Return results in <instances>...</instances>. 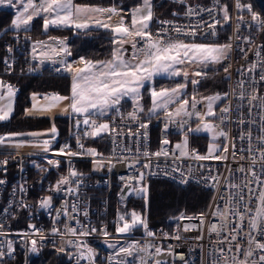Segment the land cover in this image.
<instances>
[{
  "label": "snow or ice",
  "instance_id": "6c2138e0",
  "mask_svg": "<svg viewBox=\"0 0 264 264\" xmlns=\"http://www.w3.org/2000/svg\"><path fill=\"white\" fill-rule=\"evenodd\" d=\"M181 4L185 0H179ZM0 6L15 8L14 19L11 21L10 29L19 32L23 29L25 32L31 30L32 21L34 18L43 20L42 28L47 33L50 27H70L79 31H87L93 26L103 28L108 31L112 37L111 44L113 45L111 59L107 61L89 60L81 56L77 60L69 61L67 58L72 56L70 48L66 44V39L49 36L48 41H35L32 46L33 58H39L42 64L45 61L58 63L62 67L55 70L65 71L72 74V83L70 95H60L54 93L44 95L43 100L45 105L37 107L36 103L32 104L30 109H25V115L32 116L36 114H44L53 112L55 109H60L63 114H69L74 118V127L77 129L75 135L77 148L80 151H73L70 144L66 143L56 150L57 157L64 156L69 158V169L67 174L61 175L56 183L50 186L49 191L56 194H67L75 196L79 199V189L83 182V174L71 167L72 157L78 155H88L93 157L94 170H100L107 166L108 170L115 166L113 158L107 161L102 159L103 154L95 148H85L81 143L82 132L83 138H103L105 135L110 136L113 143L118 137H127L137 144L136 155L133 158L125 155L115 156L117 163H125L128 167L134 168L136 164H141L139 155L145 158L151 156L159 158L160 156L168 157L170 154L175 158L191 157L196 161L207 160H228L229 144L223 145L217 143L220 138L225 141L230 139L229 134L222 129V125L228 121L245 125L246 122L241 115L238 121H231L230 117L233 112L231 98L237 101L235 111L240 113L244 105H247L249 118L253 110H257V114L264 112V94H260L257 89V83L264 82V45L257 46L253 50L254 37L252 35L243 36L242 30L255 29L257 32H264V17L253 9L251 3L242 2V0H234V9L236 12V27L234 30L235 42L229 37L228 42L219 43L217 41L207 42L209 36L217 35V25L223 26L224 23L230 25L232 16L228 4L220 5L219 0L212 8L201 6L193 7L186 5L184 15L189 18L198 19L190 20L188 24H179L175 21L156 20L159 27L153 32L152 24L154 21V11L152 0H140V3L131 9H125L122 6L115 5L108 7L93 6L88 4H78L75 0H0ZM207 13L210 17L205 20L203 13ZM222 13V20L220 17ZM247 14L250 19H245ZM179 13L173 12V16H178ZM103 17L104 19H100ZM126 18L130 19V23H126ZM223 21V23H222ZM207 28V31L204 29ZM6 29L5 31H8ZM203 36L204 40L199 38ZM25 39H31L25 37ZM131 46V53L125 45ZM39 48V51H38ZM236 50L240 56L248 62V56L251 52L256 59L248 62L247 67L241 66L236 69L239 79L230 92L224 94L216 93L214 95L201 97L199 100L195 93L188 98L186 92L188 83L194 87L201 81L198 79L188 80V72L183 71L182 67L186 64H196L200 66V70L193 73L195 77L206 78L208 73L206 69L212 68L213 71H219L215 66H222V71L225 73V79L231 81L230 73L231 63H225L232 59L231 53ZM11 52L12 48L9 47ZM54 57H60L59 60H54ZM8 64V69L12 65ZM82 65V67L80 66ZM259 70V72H258ZM167 75L169 77L184 78L183 83H177L172 88L157 89L154 86V78L158 75ZM257 74L259 80L256 79ZM148 85V91L151 97L152 106L147 110L149 113L148 119H144L142 114L145 112L140 101L143 98L142 89ZM250 85V90L245 86ZM239 89V91H237ZM14 88L11 84H6L0 79V122L8 121L12 118L14 108L12 100L15 96ZM128 98L132 101V111L123 113L121 111V102ZM37 99V94L33 93L32 100ZM218 101H229V103L219 109V115L214 110V105ZM67 102V103H64ZM202 104L205 111L197 110V105ZM189 105L190 109L189 110ZM165 116L164 133L168 132L169 123L179 124L183 131L184 138L181 142L175 144L174 149L169 151L168 145L171 143L165 135V138L160 140L161 147L154 153L148 151L140 152L141 139L147 140L148 127L151 123L153 115L158 116L160 112ZM110 112L116 114L115 117L109 116ZM196 117L197 124L195 128L188 125V119ZM107 117L104 122H98L101 118ZM117 118L119 123H116ZM213 119H218L220 124L211 122ZM254 123V122H252ZM261 123L264 124V117H261ZM132 125L135 126L133 130ZM126 129V131H125ZM264 133V127L259 129ZM210 133L212 142L210 143L207 153L200 154L197 150L189 151V136L195 133ZM58 136V131L53 126L46 132H12L5 135H0V146H8L20 148L25 143H31L33 146L42 147L44 152H49L51 142ZM21 137H31V140H22ZM41 137H49V139L41 140ZM241 142L247 141L248 148H241V152H248V157H237L235 150V140ZM252 127L248 124L247 130L242 127L239 137L231 138L232 159H247L249 166H240L237 171L242 174V182L235 183V173L229 171V175L224 178V183H220V174L213 175L209 171L208 176L202 175V180L207 187L216 189L218 192L217 199L223 201V206L215 203L210 215L215 217L220 224L218 228L216 224H212L209 228L211 233H215L220 239L217 241L218 248L217 264L222 260L224 264H264V190L253 193L252 185L255 182L261 189H264V179L256 177V165L259 163L264 170V134L257 138V146L252 147ZM124 151L132 153V149L128 148ZM179 152V155L176 152ZM115 152V149H114ZM8 159L0 160V170L6 172ZM47 164L59 169L61 161L59 159H48ZM149 163L145 162L142 167L149 168ZM36 167H40L36 165ZM204 167V165H201ZM41 171H49V169L41 168ZM179 169H173V172H179ZM264 175V171H262ZM181 183H187V178L183 172H180ZM251 176L253 179H249ZM145 173L137 170L135 177L136 184L139 187L132 186V181H125L124 189L129 190V194L134 192L137 196H142L147 201V186L142 182ZM123 180L124 178L121 177ZM6 181L0 179V185ZM21 192L25 188L19 187ZM227 193V195H225ZM255 195V199L253 196ZM124 196H121L123 201ZM53 196L48 195L42 197L38 201V206L41 209H51ZM21 207L29 208L28 204L21 203ZM71 212L79 214V208L76 203L70 205ZM69 202L65 200L60 209L56 211L55 222H59V218L64 216L79 224L80 221L76 215H70ZM83 215L87 216V212ZM179 219L192 220L193 217L181 215ZM199 222L201 225L205 223V214L200 213ZM118 223L116 226L117 234H129L134 228L142 227L145 230L146 236L151 238L144 245L135 241L127 245H121L117 248L116 244H111L109 247L115 249L110 261L115 264H126L123 259L117 257H132L135 256L140 260V264H167V261L158 259L164 254V250L154 243L156 233L148 229L147 218L141 213L132 210L124 214H118ZM194 227V226H193ZM31 232H24V237L39 236L40 240L46 239L44 230L37 228L36 225L30 224ZM225 229H227L225 231ZM184 231L191 230L189 226H183ZM53 235H61L75 237L66 241L65 245H53L56 252L64 253L68 247L77 249V264L80 260H87L89 264H94V250L85 242L80 240V237H86L91 233L102 232L105 237L109 236L106 227L97 229L95 227L77 229L70 225H65L63 233L57 227L52 228ZM5 235L4 226L0 224V236ZM167 236V234H163ZM257 237H260L259 239ZM180 239L179 233L174 237ZM243 241V243H242ZM83 245V250L81 247ZM29 251L32 253L39 252L36 239L30 240ZM259 252L258 261L251 258ZM14 248L12 243L7 244V252L3 247H0V262L6 256H12ZM143 254V255H141ZM168 254H172L171 246H169ZM147 257V259H145ZM183 259V257H181Z\"/></svg>",
  "mask_w": 264,
  "mask_h": 264
},
{
  "label": "built area",
  "instance_id": "2783aa9c",
  "mask_svg": "<svg viewBox=\"0 0 264 264\" xmlns=\"http://www.w3.org/2000/svg\"><path fill=\"white\" fill-rule=\"evenodd\" d=\"M242 2L251 3L253 9L259 12L254 7L251 0H242ZM216 3L217 0H207L206 2H185L178 11H174L179 13L178 16L174 17L173 12L168 15H154L152 30L155 32V30L159 27V24L155 22L156 20H168L175 21L179 24H188L190 20L194 21L195 19H198V17L189 18L184 15L186 11V5H192L193 7L201 6L205 8H212ZM219 4L221 6L228 4L230 7L232 20L230 21L229 25L227 41L229 40V37H232L233 42H235L233 33L237 20L234 9V0H219ZM203 17L205 20L210 19L206 12L203 13ZM218 18H221L222 20V13ZM245 19L248 20L250 17L245 14ZM126 23H128L127 18ZM223 28L224 24L222 27L217 25V35L209 36L207 41H222L224 39ZM204 30L207 31V28ZM241 34L243 36L252 35L254 37V44L252 45L253 50H255L257 46L264 45V41L261 38V32H257L255 29L249 30L244 28ZM49 36L66 39V44L72 52V56L67 58L69 61L77 60L79 58L74 54L73 51V39L67 34L47 33L44 35H34L31 31L25 32L23 29H21L19 32L14 31L9 38L5 39L4 54L1 62L2 73L0 74V79H2L6 84H11L13 86L16 93L12 100L13 105L16 96L20 91V85L14 76L43 75L45 73H54L67 76L70 75V73L65 71L57 72L55 69L62 67L58 63L45 61L41 64L39 62V58H33V43L35 41H46L51 43L48 41ZM25 37H30L31 39H25ZM199 39L203 41L204 37L201 36ZM9 47L12 48L11 52L8 51ZM262 55H264V52H262ZM231 56L232 59L225 62L231 63V81L225 79V73L223 72V77L226 81L225 93L230 92L232 87L235 86L237 79H239L236 69L241 68V66L247 67L248 62L256 59V57L250 52L248 56V62H246L236 50L231 53ZM59 59L60 57H54V60ZM6 60L12 65L10 70L8 69V64L5 63ZM256 79L259 80L258 74ZM245 87L250 90L251 86L246 85ZM256 87L260 94H264V82L257 83ZM237 91H239V89H237ZM33 93L37 94V99L35 101L32 100ZM54 93L65 96L68 95L55 90L44 92L34 91L30 94V100L32 103H36L37 107H40L46 103L43 100V96ZM230 102L233 105V112L230 120L238 121L242 115L243 119L248 123L245 125H240L238 123L226 121L221 126L230 137L228 141H225L224 138H221L220 140L221 145L224 143L229 144L228 160L224 161L214 159L207 161H196L190 156L175 159L171 154L168 157L160 156L157 158L151 156L150 158H145L141 154L139 155L141 164H136L134 168H131L125 163H117L114 157L122 154L133 158L136 155L137 148V144L134 143L133 140L127 137H118L116 142L113 143L112 138L106 135L105 147H107V150L105 152H100L97 150L99 146H93L92 142L94 140L91 138H83L81 132V143L84 144L85 148H95L98 152L103 154L102 159L105 161H107L109 158H113V163L115 166L111 169V171L108 170L107 166L100 170H94L93 157L88 155H78L76 157L70 158L71 167L83 174V182L81 183L79 189V199H77L75 196L56 194L49 191L50 186L54 185L61 175L67 174V171L70 167L69 158L64 156L57 157L55 155L56 150L68 143L71 145L73 151H80L77 148L75 139L77 129L74 127V118L71 115L63 114L58 108L50 113L32 115L49 117L50 124L45 127L7 131L5 134L12 132H46L54 124L58 131V136L54 141L51 142L49 152H44L42 147L33 146L31 143H25L24 146L18 149L8 146H0V160H9L7 171L4 172L0 170V179L6 181L5 184L0 185V224H3L5 232V235L0 236V247H3L4 251L7 252V244L12 243L14 248L12 256H6L5 259L0 262V264H39L36 260L40 258L47 249H50L53 253L59 255V257L62 258L67 264H77L76 248L68 247L67 251L64 253L56 252L53 248L54 244L65 245L67 240L75 239V237L72 236H66L62 238L61 235L52 234L51 230L53 227L59 228L61 233H63L65 225H70L77 229L81 228V226H84L85 228L95 227L97 229L106 227L107 232L109 233L108 237H105L103 233L99 231L96 233H91L86 237H80L81 241L85 242L94 250V264H115L114 261H110V258L115 252V249L109 247L111 244H116L117 248L121 245H127L135 241H138L141 245H144L151 238L146 236L145 230L142 227L138 226L134 228L129 234L116 233L118 214L131 212L132 210L140 213V211L132 206L131 203L134 198L140 196H137L134 192L129 194L128 189H124L123 193L121 191V189L124 188L125 181L131 180L132 186H140L136 184L135 181L137 170L145 173L142 183L146 186L150 179L162 178L170 180L182 187H185L189 184H194L211 192L210 200L204 210L194 213H188L185 210L180 211L179 213L170 216L168 218L167 224H148V229L156 233L154 243L158 244L164 250V254L158 257V259L167 261V264H217V250L219 247H221V245H218L217 241L220 238L217 237L215 233H211L209 228L212 224H216V226L219 228L220 224L215 217L210 215V212L212 211L215 203H219L221 206H223V201H219L217 199L218 192L216 189L207 187L205 185L202 180V175L208 176L209 171H211L213 175L219 173L220 183L223 184L224 178L227 177L229 175V171H231L235 173L234 182L238 184L241 183L242 174L239 173L237 169L242 165L247 168L249 166V160L232 159L231 138L239 137L241 134V128L243 127L246 131L248 124L251 123L253 137L252 147L255 148L257 146V138L264 134L259 131L261 127H264V124L261 123V117H264V112H260L258 115L257 110L254 109L251 117L249 118L246 104L242 108L241 112L237 113L235 111V105L237 101L235 98H231ZM228 103L229 101H220L219 104L216 105L215 111L217 115H219V109L226 106ZM31 107L32 104H30L26 109H30ZM189 110H191L190 105ZM197 110L203 112V105L198 104ZM121 111L123 113L132 111V103L129 105L121 103ZM109 116L115 117L116 114L114 112H110ZM142 116L144 119H148L149 113L145 111ZM57 117L63 118L64 121L61 123V125L56 123ZM103 119H107V117L101 118L98 122H102ZM196 122L197 120L195 116H193L191 119H188V125L191 127H193ZM211 122L214 124H220L218 119H213ZM116 123H119L118 118ZM132 127L133 130H135V126L132 125ZM164 127L165 116L162 111L158 116L153 115L151 117V123L148 127V138L147 140L141 139L139 144L141 153L144 151H148L149 153L158 151L161 147L160 140L165 138V135L166 138L171 142L167 146L171 153V151L174 149L175 141L183 138L184 134L179 124L169 123L167 134L164 133ZM20 139L31 140L32 138L21 137ZM43 139H49V137H41V140ZM100 140L101 139L98 140V144L100 147H102ZM128 148L132 149V153L124 151ZM241 148H248L247 141L241 142L239 139H236V156L248 157L249 153L241 152ZM192 149L197 150L200 154H206L208 146L206 150H201L199 146L189 144V151ZM176 154L179 155V152L177 151ZM48 159H59L61 161L59 169L48 165ZM145 162H148L150 165L148 169L142 167V164ZM36 165H39L40 167L38 168ZM201 165H204V167H201ZM41 168L49 169V171H41ZM173 169H179L180 171L173 172ZM255 171L257 178L264 179V175H262V171L264 170L261 169L259 163H257ZM180 172L184 173L185 177L187 178V183H181ZM121 177L124 179L122 180ZM249 179L251 180L253 178L249 176ZM21 185L25 188L24 192L19 190ZM252 189L254 194H258L259 191L264 190L261 189L255 182L252 185ZM48 195L53 196L52 208L41 209L38 206V201L40 198L46 197ZM122 195L124 196L123 201L121 200ZM225 195H227V193H225ZM253 199H255V195L253 196ZM65 200L69 202L68 210L70 215H76L77 219L80 221L79 224H76L75 221L64 216L59 218V222H55V210L60 209ZM21 203L28 204L31 207H21ZM72 203H76L78 205L79 214L71 212L70 205ZM84 212H87V216L83 215ZM200 213H204L206 217L205 223L203 225H201L199 219H197ZM182 214L188 217H193L194 219L181 220L179 217ZM30 224L36 225L37 228H42L44 230V236L46 239L41 241L39 236L32 237L31 235H29V237H24L22 235L24 232H31L29 229ZM185 225L189 226L191 230L184 231L183 226ZM226 230L227 229H225V231ZM177 233L180 235V239L178 240L174 238ZM163 234H167V236H164ZM257 238L259 239L260 237ZM31 239L37 240V245L39 247L38 254L29 251ZM169 246H171L172 254H168ZM81 250H83V245ZM259 255L260 253L257 251L251 259L258 261ZM181 257H183V259H181ZM117 259L125 260L126 264H140V260L135 256H122L117 257ZM145 259H147V257H145ZM79 264H89V261L80 260ZM219 264H224V262L221 260Z\"/></svg>",
  "mask_w": 264,
  "mask_h": 264
},
{
  "label": "trees",
  "instance_id": "16d2710c",
  "mask_svg": "<svg viewBox=\"0 0 264 264\" xmlns=\"http://www.w3.org/2000/svg\"><path fill=\"white\" fill-rule=\"evenodd\" d=\"M158 0H152L154 15H164L165 5L167 1H162L157 4ZM206 2L207 0H197ZM254 7L264 17V0H251ZM196 2V0H193ZM75 3L93 4V5H109L114 3L117 6H122L125 9H131L140 3V0H75ZM167 12V11H166ZM14 16V10L8 7H0V74L2 73V58L4 54L5 39L9 38L15 30L10 29V23ZM43 20L34 18L31 25V32L34 35H44L47 33H58L70 35L73 39V51L78 57H85L90 60H104L111 57L113 45L111 44V35L103 28L93 26L87 31H79L70 27H50L45 33L42 28ZM9 29L8 31H5ZM229 34V24L224 23L223 35ZM261 38L264 41V32H261ZM219 71H213L212 68L207 70L206 78L198 77L201 82L195 87L188 83L187 91L192 89L189 95V100L193 93L197 98L209 96L215 93H225L226 81L223 77L221 66H215ZM20 85V91L14 101L13 116L8 121L0 122V135H4L11 130H25L30 128L45 127L50 124V119L47 116H27L25 109L30 105V94L34 91H59L63 94H70L71 79L67 75L54 73H45L43 75H16L14 76ZM165 81V82H164ZM157 84L168 83V86L174 85L175 80L155 79ZM144 109L148 110L150 105V97L148 92L143 91ZM121 103L126 105L132 102L129 99H124ZM63 118L57 117L56 123L61 125ZM100 140L102 147L98 144ZM210 136L207 133H195L189 136V144L197 145L201 150H206ZM106 135L103 138H97L92 142L93 146H99L98 151L105 152ZM147 201L140 196L132 200V206L137 208L141 214L146 216L147 224L160 225L167 224L168 218L172 215L185 210L188 213H194L204 210L210 200L211 192L194 184H189L185 187L179 186L176 183L162 178L150 179L147 182ZM43 256V257H42ZM36 261L39 264H67L59 255L47 249L45 253Z\"/></svg>",
  "mask_w": 264,
  "mask_h": 264
},
{
  "label": "rangeland",
  "instance_id": "374dc122",
  "mask_svg": "<svg viewBox=\"0 0 264 264\" xmlns=\"http://www.w3.org/2000/svg\"><path fill=\"white\" fill-rule=\"evenodd\" d=\"M162 1H167L168 3H166V7H165V15H168V14H170V13H172V12H174V11H178L180 8H181V6L183 5V4H181L180 2H179V0H158L157 1V4H159L160 2H162ZM197 1V0H196ZM185 2H193V0H185ZM78 4H82V3H78ZM153 4V3H152ZM88 5H93V4H88ZM112 5H115L114 3H111V4H109V5H95V6H101V7H108V6H112ZM115 6H117V5H115ZM117 7H121V6H117ZM124 8V7H123ZM14 11H16V9H14V8H12ZM153 11H154V8H153ZM167 11V12H166ZM15 13V12H14ZM159 15V14H158ZM13 19H14V16H13ZM127 20H128V23H130V21H129V19L127 18ZM10 25H11V23H10ZM207 42H210V41H207ZM212 42V41H211ZM226 42H228L227 41V36H224V39L222 40V41H219V43H226ZM125 47L126 48H128V50H129V54H130V51H131V47H130V43L129 44H127V45H125ZM109 59H111V57H109V58H107V59H104V60H102V61H107V60H109ZM90 60V59H89ZM81 67H82V65H80ZM217 66H219V65H217ZM180 67H182V69H183V71H187L188 72V80L189 81H191L192 79H197L198 77H195V76H193V73L195 72V71H197V70H200V66L199 65H196V64H186V65H183V66H180ZM211 68V67H210ZM209 68V69H210ZM209 69H206V71L207 70H209ZM69 77H70V79L72 80V74H70L69 75ZM157 78H161V79H169V80H175V81H177L176 83L174 82V85H171V86H168V83H163V82H161V84H157L156 82H155V79H157ZM165 82V81H164ZM183 83L184 82V78L182 77V76H179V77H169V76H167V75H164V74H162V75H158V76H156L155 78H154V86L157 88V89H160V88H172V87H175V85L177 84V83ZM148 88H149V86L146 84L145 85V88L144 89H142L141 91H142V93H143V91L145 90V92H148V94H149V91H148ZM187 91V90H186ZM192 91V89L191 90H188V92H187V94H188V96L192 93L191 92ZM216 94V93H215ZM220 94H224V93H220ZM69 95V94H68ZM212 95H214V94H212ZM210 96V95H209ZM149 97H150V94H149ZM125 99H128V98H125ZM198 100L200 99V98H197ZM130 100V99H129ZM150 100H151V97H150ZM131 101V100H130ZM132 102V101H131ZM140 103L143 105V107H144V100H143V98H142V100L140 101ZM30 104H33L32 102H31V100H30ZM152 106V101L150 102V105H149V108ZM203 109H204V111L206 110L205 108H204V106H203ZM214 110H215V105H214ZM148 112V111H147ZM104 120L105 119H103L102 120V122H104ZM196 124H197V122L194 124V126L192 127V128H195L196 127ZM209 136H210V139H211V141H210V143L212 142V137H211V134L210 133H207ZM184 138V137H183ZM183 138H181V139H179V140H176L175 141V143H174V146H175V144H177V143H179V142H181L182 140H183ZM220 140H221V138L217 141V143H219L220 144ZM209 145L210 144H208V147H209ZM137 212V211H136ZM139 213V212H138Z\"/></svg>",
  "mask_w": 264,
  "mask_h": 264
},
{
  "label": "crops",
  "instance_id": "0c3cea01",
  "mask_svg": "<svg viewBox=\"0 0 264 264\" xmlns=\"http://www.w3.org/2000/svg\"><path fill=\"white\" fill-rule=\"evenodd\" d=\"M82 5H83V4H82ZM93 6H95V5H93ZM0 7H4V8H6L5 6H0ZM14 9H15V8H14ZM14 12H15V11H14ZM99 18L102 19V20L104 19L103 17H99ZM129 21H130V19H129ZM9 26H10V25H9ZM71 83H72V80H71ZM69 95H70V94H69ZM188 98H190V97L188 96ZM219 102H220V101H218V102L216 103V105L219 104ZM216 105H215V108H216ZM148 109H149V108H148Z\"/></svg>",
  "mask_w": 264,
  "mask_h": 264
}]
</instances>
